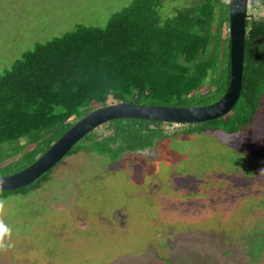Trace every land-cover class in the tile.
Wrapping results in <instances>:
<instances>
[{"label":"rangeland","instance_id":"rangeland-1","mask_svg":"<svg viewBox=\"0 0 264 264\" xmlns=\"http://www.w3.org/2000/svg\"><path fill=\"white\" fill-rule=\"evenodd\" d=\"M131 2L0 0V72L77 24L104 26ZM162 2L170 15L191 0ZM136 124L148 157L127 148L123 158H92L86 137L37 189L0 198L13 245L0 264H264V95L241 133ZM27 146L11 152V168L34 156Z\"/></svg>","mask_w":264,"mask_h":264},{"label":"trees","instance_id":"trees-1","mask_svg":"<svg viewBox=\"0 0 264 264\" xmlns=\"http://www.w3.org/2000/svg\"><path fill=\"white\" fill-rule=\"evenodd\" d=\"M162 5V0H132L104 26L77 24L35 44L0 72V176L34 163L35 153H45L76 122L102 107H198L223 97L230 81L228 5L224 0H191L170 15ZM257 7L261 11H248L245 20L242 89L230 110L237 108V113L197 125L183 123L180 128L187 135L241 133L256 115L264 95V0ZM139 121L150 130L163 129V122L114 119L101 133L94 129L80 140L88 137L92 158H122L127 148L147 146L137 138ZM80 140L62 161L81 149ZM27 143L34 156L20 169L11 168L6 162L11 152ZM62 161L33 184L0 192V198L37 189Z\"/></svg>","mask_w":264,"mask_h":264},{"label":"water","instance_id":"water-1","mask_svg":"<svg viewBox=\"0 0 264 264\" xmlns=\"http://www.w3.org/2000/svg\"><path fill=\"white\" fill-rule=\"evenodd\" d=\"M246 0H233L228 5L229 85L222 98L198 107L143 106L113 104L97 109L76 122L34 163L11 175L0 176L4 191H15L33 184L57 165L85 135L114 119H140L163 123H203L225 116L237 103L242 89ZM239 7L240 11H236Z\"/></svg>","mask_w":264,"mask_h":264},{"label":"clouds","instance_id":"clouds-1","mask_svg":"<svg viewBox=\"0 0 264 264\" xmlns=\"http://www.w3.org/2000/svg\"><path fill=\"white\" fill-rule=\"evenodd\" d=\"M226 5H233V0H224ZM261 0H246V5L243 10L248 11L255 10L256 6L260 5ZM237 7L236 11H240ZM3 190V183L0 182V191ZM6 214V201L0 199V252H6L13 247L9 241L12 238V229L5 223L3 217Z\"/></svg>","mask_w":264,"mask_h":264},{"label":"flooded vegetation","instance_id":"flooded-vegetation-1","mask_svg":"<svg viewBox=\"0 0 264 264\" xmlns=\"http://www.w3.org/2000/svg\"><path fill=\"white\" fill-rule=\"evenodd\" d=\"M164 124H170V125H173L175 128H178V127H180V125H182L183 123H181V124H179V123H164ZM171 127V126H170ZM150 149H143V150H140V153H141V155L143 156V155H145V157H148V155H149V152L151 151H149ZM144 151V152H143ZM78 152H79V150H78ZM78 152H76L75 154H77ZM152 152V151H151ZM154 152V151H153ZM75 154H72L71 156H74ZM153 154V153H152ZM89 155V154H88ZM90 156V155H89ZM121 156H122V158L123 157H125V156H127L126 154L125 155H122L121 154ZM138 156H139V153H138Z\"/></svg>","mask_w":264,"mask_h":264}]
</instances>
